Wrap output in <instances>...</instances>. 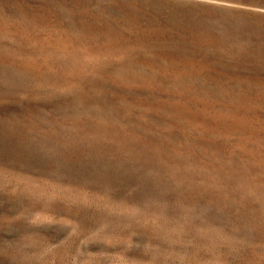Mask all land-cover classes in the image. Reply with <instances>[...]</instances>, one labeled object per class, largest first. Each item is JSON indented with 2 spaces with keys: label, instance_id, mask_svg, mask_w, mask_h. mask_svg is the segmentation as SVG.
Listing matches in <instances>:
<instances>
[{
  "label": "rangeland",
  "instance_id": "374dc122",
  "mask_svg": "<svg viewBox=\"0 0 264 264\" xmlns=\"http://www.w3.org/2000/svg\"><path fill=\"white\" fill-rule=\"evenodd\" d=\"M0 264H264V0H0Z\"/></svg>",
  "mask_w": 264,
  "mask_h": 264
}]
</instances>
